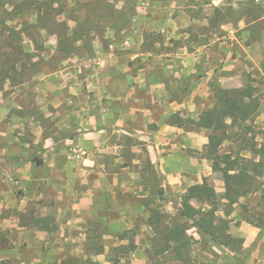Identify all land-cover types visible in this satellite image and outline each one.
<instances>
[{
    "label": "rangeland",
    "instance_id": "1",
    "mask_svg": "<svg viewBox=\"0 0 264 264\" xmlns=\"http://www.w3.org/2000/svg\"><path fill=\"white\" fill-rule=\"evenodd\" d=\"M186 52L197 55L195 72L183 66ZM228 73L232 84L258 102L250 119L214 132L221 138L219 153H230L254 169L255 190L235 203L218 195L212 205L235 235L230 243L198 234L192 220L178 216L183 192L164 187L165 176L147 160L134 163L133 149L145 150L144 140L130 135L116 140L129 169L116 171L108 163L85 171L78 160L86 154L63 141L65 152L56 156L60 168L51 171L37 163L43 158L31 137L41 126L43 133L53 129L62 140L75 126L77 131L93 128L82 124V117L101 116L115 105L116 94L109 104L103 75L130 76L125 92L136 90L129 92L124 108L141 103L156 114L159 106L148 102V85L164 84V93H154L165 100L163 120L181 113L186 120L182 129L196 131L193 122L214 105L216 89L222 88L218 77ZM42 80L58 83L54 93L39 88L47 100L61 99L58 109L53 107L59 110L58 128L49 116L52 106L45 116L34 102ZM0 93L13 107L8 120L15 119L6 128L9 137L0 142L6 149V171L0 177V264H264V0H0ZM23 107L35 125L23 126ZM157 128L156 122L149 124L150 130ZM200 131L207 137L211 133ZM23 139L30 141L24 150L32 160L24 172L44 179L37 188L32 183L23 187ZM115 155L99 152L95 158L115 161ZM64 161L71 162V169H64ZM200 165L209 172L211 161ZM207 173L203 177L213 185L223 181L221 172ZM116 176L133 179L132 191L142 186L150 194L147 211H109L114 197L98 191L102 208L96 219L73 210L95 180L102 177L109 184ZM129 194L134 202L136 193ZM246 223L259 229L250 239L239 231Z\"/></svg>",
    "mask_w": 264,
    "mask_h": 264
},
{
    "label": "crops",
    "instance_id": "2",
    "mask_svg": "<svg viewBox=\"0 0 264 264\" xmlns=\"http://www.w3.org/2000/svg\"><path fill=\"white\" fill-rule=\"evenodd\" d=\"M98 53L102 55V52L99 51ZM101 57V59H104V54ZM182 62L186 72L188 73L195 72L198 68L197 55L195 53L186 52L183 56ZM224 68H228L231 70V68L229 67ZM103 76L101 75V77H103L101 78L103 79L101 82L105 87L104 90L108 93L107 98L109 104L111 102L110 100H112L114 97L112 95L116 94L115 99L118 100H115V105H109V107L106 108L105 113L101 116L88 114L86 115V117H82L80 119L82 124L89 123L91 124V126H93V128L91 130L77 131L80 128L76 129L75 126V129L73 127V131L69 132L65 137H62V140L58 139L57 132H55L53 129L49 133L45 134L43 133V126H39L40 132L35 133L37 135L36 138L34 139L33 137H31L33 144H37L39 152L41 153V156L43 158L37 161L39 165L44 167L47 166L48 168H51V171L60 168V163L57 160L56 156L61 153V150L62 152H65L64 147L60 149V143H62L63 141L66 145L71 144L73 146L79 147L80 150L84 152V154H86V156L79 157L78 160V162H83V167H81L85 171L95 172L99 169L98 166H103V168H105L108 163L111 164L113 168H116V171L118 169H129V166L125 165L123 162L125 158L123 157V154H121L122 146L121 144H118L116 140L119 138H126V136L130 135L132 137L138 138V140H140L141 142H143V140L146 142L142 143L146 147L145 150L138 145L134 147L133 150L136 152L134 163L138 165L139 162L144 159L145 161L147 160V163L151 166H157L159 172L163 174L166 179L163 186L168 187L170 191L172 190L175 193L181 191L183 192V194H185L189 187L195 184L201 185L203 184L204 180H206L213 187L217 197L218 195L224 196L225 184L223 183V181H221V183V179H219V183L217 181L213 185L203 177L208 171H201L200 164L208 160L204 156V153L206 151V145L209 140L205 133L201 131L198 132L203 128H198L194 124V127L196 128L193 130H196L197 132L187 131L182 129L183 125L179 126L176 123L168 121L167 119L163 120L165 118L164 114L166 113V108L164 107V103L162 101L165 100H163L162 98H157L154 93H164V84L150 83L148 85V88L150 89L152 95V99H148V102H151L152 107H154L155 103H158L159 106L158 113L156 114L154 109L150 108V105L142 106L141 103L140 105H137L136 103L124 108L123 101L125 103L128 101L130 95L129 92H135L136 90L133 86L130 91L125 92L126 89H130V76L126 75V79L120 76ZM227 76H229V73L225 74L221 78L218 77V80L222 84L220 85V87H222L223 89L241 88V86L232 84V77ZM46 84L47 82L45 83V81L42 80L41 83L36 87L35 90L38 92V94L34 98V102H36V106H38L40 112L45 114V116H48V108H51L52 106L49 116L51 117V121L54 122L55 126L58 128L59 110L54 111L53 107L58 109V106L61 105V99L58 98V96H55L52 97L51 100H47L46 98H44L41 92H39V88H41V90L43 88H48L54 93V90H58V83H55L54 81V83H51L50 85ZM195 87H198V85ZM1 94L2 93H0V142L2 139L9 137V131L7 130L8 126L11 120H15L13 116L12 118L10 117V120H8V116L10 114L9 112L13 107L9 105L10 99L4 98V96ZM110 108L113 112H111V114H107V111ZM180 108L181 106L179 107V109ZM29 116V113L26 112V109L23 107V126L26 124L29 125V123H31L32 126L35 125L33 122V117ZM177 118L182 123L186 122L181 113L177 116ZM198 118L196 119V121L198 120ZM152 122H156L158 126L156 130L149 129V124ZM112 124L115 125L113 126ZM12 137L16 138L14 136ZM19 143H21L20 140ZM28 145L30 146V141L28 139H23V187L26 188L28 184L31 185L32 183L37 188V186H41L42 183H44V179H41L42 181L37 178L34 179V176L32 177L31 173L24 172L25 168L32 164V160L25 157L26 150L24 149H26ZM5 152L6 149L0 146V177L3 173V170H5V166H3V164L5 163ZM99 152L104 154L115 153V161L100 162V160H96L97 158H95V156L98 155ZM194 154L198 155V157L194 156ZM182 159L183 161H185V164L182 162ZM201 160L202 162L200 163ZM71 165L72 164L70 161H64L63 163L64 169H71ZM213 171L214 170L212 169V167H210L207 175L209 176L210 174H213ZM215 172L217 171H214V173ZM105 174L106 173H103L104 176ZM187 174L190 175V177H188ZM101 180L102 177H100V180H95L93 184L88 186V189L82 193V197L80 199H77L72 204V208H74L73 210L77 209V212L83 210V214L84 216H86L85 218L93 220L96 219L97 216L95 215V213H97V211L102 208L100 206L101 201H99V199H97L95 195V193L98 191L100 194L101 192H108L110 193V195H112V198L114 197V199H111V208L108 209L109 211L113 210L116 212L119 211L121 213L124 209L129 213H141L143 211H147L145 204L148 202L150 194L145 193L142 186H140V191H132L131 185H134V183H132L133 179L125 180L124 178H118V176H116L109 182V184H103ZM47 183H49V181ZM110 186L111 188H109ZM130 192L136 193V195L134 196L136 197V200L134 199V202L130 200ZM222 199L228 202V200L224 197ZM135 202L136 204H134ZM190 203L196 208L202 206L203 210L209 206L206 202H199L194 199L191 200ZM180 208L181 202L179 205L178 214ZM217 210L215 214L216 217L219 218L217 215ZM99 216H102V214H99ZM178 216L181 217V219L186 220V218L180 216V214ZM192 227H195L196 232L198 234H201L196 226L193 225ZM239 231L242 232V236L244 238L250 239L251 237L257 235L259 229H257V227L255 228L253 226H249V224L246 223L241 225ZM227 233L231 237H235V235L232 234V231L229 230V227L227 229ZM242 236H240V238H243Z\"/></svg>",
    "mask_w": 264,
    "mask_h": 264
},
{
    "label": "trees",
    "instance_id": "3",
    "mask_svg": "<svg viewBox=\"0 0 264 264\" xmlns=\"http://www.w3.org/2000/svg\"><path fill=\"white\" fill-rule=\"evenodd\" d=\"M241 89L217 88L214 105L204 110L197 121L193 123L198 128L210 130L204 156L211 161L214 171L221 172L225 184L224 198L229 203H235L238 198L256 189L255 179L251 173L254 169L246 161H240L230 153H219L221 138L214 132L226 129L238 122H243L255 115L258 102L249 93ZM230 119V123L227 120ZM179 126L183 123L177 118L171 121ZM206 202L209 206L194 207L190 201ZM217 195L213 187L204 180L203 184H195L188 188L181 200L180 216L192 220L201 234L214 241L223 240L230 243L235 238L227 233L228 221L216 217L215 203ZM174 234V233H171ZM242 240V239H239Z\"/></svg>",
    "mask_w": 264,
    "mask_h": 264
}]
</instances>
